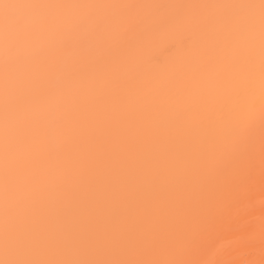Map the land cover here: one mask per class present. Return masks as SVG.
<instances>
[{"label": "bare ground", "instance_id": "6f19581e", "mask_svg": "<svg viewBox=\"0 0 264 264\" xmlns=\"http://www.w3.org/2000/svg\"><path fill=\"white\" fill-rule=\"evenodd\" d=\"M3 2L0 261L261 264L260 0Z\"/></svg>", "mask_w": 264, "mask_h": 264}, {"label": "snow or ice", "instance_id": "6c2138e0", "mask_svg": "<svg viewBox=\"0 0 264 264\" xmlns=\"http://www.w3.org/2000/svg\"><path fill=\"white\" fill-rule=\"evenodd\" d=\"M39 7L38 5L23 4V3H7L0 0V29H2L5 41L7 42L10 35L19 32L25 23V17L22 15L26 10L34 9ZM231 7V6H229ZM240 7L256 9L259 8V39H260V53H261V64L264 68V0H260L259 5H242ZM251 26H255V20L249 21ZM191 39V37H189ZM8 200H9V189L7 172L5 178V253L8 254L10 247L9 231L7 227L8 223ZM260 234H261V248L260 254L262 257L261 264H264V216L260 220ZM18 256L22 258L16 259H5L0 261V264H145V262H129V261H108V260H38L27 257L28 252L25 247L17 242ZM162 264H187V262L171 261L162 262ZM201 264H210L208 261H203ZM250 264H256L253 260Z\"/></svg>", "mask_w": 264, "mask_h": 264}]
</instances>
